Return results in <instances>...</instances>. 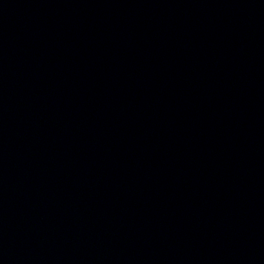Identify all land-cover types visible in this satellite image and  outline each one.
I'll return each instance as SVG.
<instances>
[{"label": "water", "instance_id": "95a60500", "mask_svg": "<svg viewBox=\"0 0 264 264\" xmlns=\"http://www.w3.org/2000/svg\"><path fill=\"white\" fill-rule=\"evenodd\" d=\"M0 264H264V0H0Z\"/></svg>", "mask_w": 264, "mask_h": 264}]
</instances>
